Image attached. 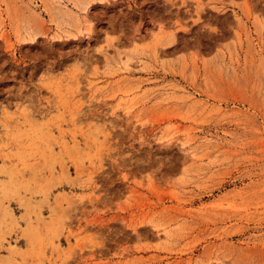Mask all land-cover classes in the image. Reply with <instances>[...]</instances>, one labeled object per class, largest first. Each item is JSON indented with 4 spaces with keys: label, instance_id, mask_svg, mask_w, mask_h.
I'll use <instances>...</instances> for the list:
<instances>
[{
    "label": "rangeland",
    "instance_id": "1",
    "mask_svg": "<svg viewBox=\"0 0 264 264\" xmlns=\"http://www.w3.org/2000/svg\"><path fill=\"white\" fill-rule=\"evenodd\" d=\"M0 264H264V0H0Z\"/></svg>",
    "mask_w": 264,
    "mask_h": 264
},
{
    "label": "bare ground",
    "instance_id": "2",
    "mask_svg": "<svg viewBox=\"0 0 264 264\" xmlns=\"http://www.w3.org/2000/svg\"><path fill=\"white\" fill-rule=\"evenodd\" d=\"M23 204H24V205H26V202H25V201H23Z\"/></svg>",
    "mask_w": 264,
    "mask_h": 264
}]
</instances>
